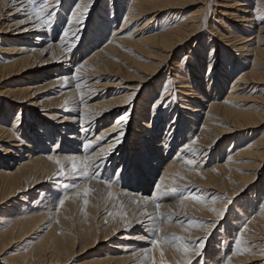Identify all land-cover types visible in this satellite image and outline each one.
Listing matches in <instances>:
<instances>
[{"label": "rangeland", "instance_id": "1", "mask_svg": "<svg viewBox=\"0 0 264 264\" xmlns=\"http://www.w3.org/2000/svg\"><path fill=\"white\" fill-rule=\"evenodd\" d=\"M39 1L44 2V4L42 2V5H45L46 3L49 4L50 2L53 3L54 1V3L51 4L50 6L51 7L53 6L52 8L54 9L57 8L56 11L54 12L56 14L57 13L59 14V8L61 5V2L64 0H61L58 7L55 6L56 5L55 0L53 1L52 0H39ZM117 1L118 0H114V3H116ZM142 1L153 2L156 0H142ZM193 1L194 2L192 1L190 2L191 4L189 6H185L181 8L180 10H178V11H182L181 14L173 13V11H163L159 13L158 16L156 15L155 17H152L154 15H151V16L148 15V17L145 16L146 18L144 17L145 19L143 18L141 20H138V22H134L133 25L136 27L138 26L137 28H133L134 26L132 25L131 30H129L131 28L129 27V29H127V32L125 30V32L119 33L117 35V38H119L120 40L131 41L134 38L133 39L134 41H138L140 39L145 38L146 36L150 34L157 33L160 30L159 28H161L162 26L163 27L167 26L166 24L164 25L160 24L161 23L160 20L164 19L165 17L167 20L166 23L169 25L170 28L182 25V23L185 22V19L191 16L193 18L196 17L198 19V20L194 19L195 28H194L193 36L190 39H188L186 43L181 44V46L176 49L175 53L171 54V56L163 63V66H161L160 71L154 74V76L151 77V80L148 81L146 84H144L143 87L137 92L138 94L134 96L135 98H133L132 100L128 102L126 109L128 108L131 109V114L129 115L127 126L129 127V130H131V132L125 136L126 138L123 137L124 140L123 142H121L122 144L113 150V153H115V158L113 160L118 161L119 164H116L117 162L113 163V165L111 166V169L107 173V176L109 178L113 179L117 177V179L125 183L126 181L125 178L131 176V172L130 170H128V167H131V166L134 167V162L133 161L131 162L129 160V164L125 165L124 167H121L120 161L121 160L123 161L127 158L128 159L132 158L131 155L136 154V151H138L139 154L140 153L143 154L140 157L142 161H146L147 159H149L150 153L152 154L153 152H156L152 148L153 143H157L161 138L164 137L162 133H164V131L166 130L165 128L168 123L169 124L175 123L177 125L176 126L177 129L175 131V135H173L174 143H173L172 148H170L171 151H169L167 157L165 158L166 162L163 163L161 166L158 165L152 170L151 178L153 181L150 182L149 184L150 186H148L149 188L147 189L146 186L142 187V188H146L147 198H151V203H153V205L156 206L157 203L160 204L159 212L162 214L160 218L161 219L160 222L164 228H167L169 230H165V231H163V229L155 230V232H151L148 235L141 233L143 240L142 242L140 241L138 242L139 244L138 247L142 248L143 250H146V253H144L143 255L138 254L136 250V253L138 255L132 258L133 256H130V253H128V252H131L132 250H129L127 247H125V249L127 250L124 249L123 252L120 251V246L118 245H120L121 243L122 244L126 243V242H122L123 240L118 241L117 239L122 235L130 238L132 234H135L139 230L137 228H133L134 227L133 224L135 223L132 221H134L133 220L134 218L124 219V217H127L125 215L127 213L130 216L129 209L127 208L129 204L124 205V203H122L118 199L114 198L115 201H112V204H111L114 207L113 210L111 209L112 215H114V217L113 218H103V216H101L102 212L101 211L99 212L97 207H99L98 206L100 202L99 200H101L102 198H100L99 196L100 189L97 188L96 185H92V188H91V192L93 191L92 193H94L96 191V193L90 194V197H89L90 200L88 199L87 200L88 203L85 204L86 205L85 209L90 211L89 212L90 215L89 213H87L88 211L82 207V204L78 203L77 206H74L73 204L70 205V207L74 206L73 211H70V213L72 214V217L70 216L71 218H67V219L66 218H56L54 214L55 212L54 210L56 208V205L57 206L59 205V201L61 199L70 200V197L78 195L77 191H74V193L77 192L76 194L72 193L74 195L72 194L67 195V192H69V190L71 189L70 188V186L72 185L71 181L73 180L72 175H70L71 173L69 171L67 172L65 171L66 172L65 175L56 176L54 174L58 171V168H57V170L55 169L56 171H54L53 173L50 172V175L47 176V178L44 181L45 183L42 182L38 186H35L29 189L27 192L21 193L19 197H13V198L7 199V198H3L2 197L3 194L0 193V202H1L0 203V207H1L0 217L2 215V217L0 218V231H3V232L7 231L6 225L8 222L5 223V220L12 219L14 216L13 214L14 212H15V215L22 216L27 213L29 208H32V204L36 203L34 205H37V208L40 207L41 204H45L44 201H40V202L36 201L37 199L35 198L36 190H44L46 189V186L48 184H52L50 186L51 188H47V189L53 191V196L55 195L53 200H54V203H56L54 210L52 209V211H50L51 213L49 212L50 213L49 216H46L42 220L41 218L37 219V220H40V222L37 224L36 227L32 229L27 228L22 235L16 234L14 237H12V240L10 241L9 246L6 248L5 251H3L5 254L2 252L3 253L2 257H5V259L7 260H12V262L15 261V263L17 264L19 263V261L21 262L22 258H25V257H26L25 259L27 260L29 259L27 263H29L30 261L32 264H52V263L53 264H99V262H102L103 260H107L108 258L119 259V261L124 259L123 261H121L122 264L124 263L126 264L127 263L128 264H178V262L179 264H183L185 259L190 260L191 264H264V231H262V228L260 227V225L258 226V223H257L258 219L256 218V215L258 214L261 205L264 204V162L262 163V166L260 170L258 171V173H256L257 175L255 176L256 178L253 180V182L248 187H245L243 189L241 187L236 188L234 190L235 195L233 197L226 191V189H224L225 188L224 185H222L221 187L215 186V185L207 186L198 181V177L202 176L205 173L208 174L209 172V174L212 177H216L220 175V173L224 169H228L230 172L237 173V174H246V173L252 172L251 170H247L245 167L242 168L243 165H247L251 161H249V159L245 158L244 156L236 157V155H239L240 153H237V152H240L243 146L246 145V143H250L251 141L252 142L259 141L260 142L259 144L261 145V147L264 148V142H263L264 139H262L264 138V94H263L264 84L263 83L257 84V83L248 82L245 89L241 90V92L240 91L238 92L239 95L237 97V100L231 106V110L247 112V113L251 112L257 118L256 119L257 122H259V123H253V120H251L252 121L251 126L257 125L256 127L252 129L251 128L250 129L249 128L240 129L241 127H245V126H240L243 122H241L240 124L236 123L233 125L232 122L228 123L227 122L228 120L225 122L221 120V121H216L213 123L214 129L211 126L212 129L211 128L210 129L212 131L208 134H205L206 135L205 137L199 136L198 134H199V129H200L199 126H201L203 119H204V115L202 116L201 112L207 111L208 103L212 101L211 95L214 94L215 92L213 91V89H215L216 87L220 88V91L218 92L219 95L216 96L215 102L222 103V101L225 99L224 98L225 95L229 92L230 87L233 84L232 82L236 80L237 78L236 76L238 74L242 72L246 73L248 71L247 70L248 68L250 69L256 68V70L261 73V76H264V60H263L264 58L259 56V59L257 58L258 60L257 65L253 66L252 65L253 60H254V57L252 56L253 52H248L247 54L244 53L242 54L244 56L241 57L240 52L236 51L233 45H231L230 43H225L226 41L223 42L222 38L220 37L221 32H222L221 34H224V35L226 33H231V32L236 33L237 32L236 26L237 27H241V26H238L239 24L234 23L236 21L232 20L230 15L222 16L219 14L221 10H224V8H220L222 7V3H220L222 2V0H193ZM37 3H35L33 7H37V5L39 4ZM110 3L111 2L109 0H97L96 4L93 6V8L91 9V12L86 18V23H85L86 25L85 24L83 25L84 29L82 31L81 37L77 41L73 42V44L71 43L72 45L69 44L70 42H72V38L67 37V40L65 41V43H62L61 45H59V48H65V49L68 47L71 48L69 50L70 51L69 54H67V55H70L69 56L70 59H68L69 62H66V60H64L63 62H60V61L54 62L55 59L58 58L59 51L61 50L54 45H57L58 39L62 35V30L66 25V19H64L63 20L64 22H61V24L58 25L55 19L46 20L45 17L43 18L42 16L43 20L46 21L43 23V27H45V29L47 30L46 32L44 31L42 32V36L45 37V40L38 48L40 49V51H43V52L40 53L39 57L36 60L37 63L35 65H39L42 63H44V65L36 66V69H39V70L32 72V74H30V77L31 76L35 77L40 74L42 76L44 74L43 76L47 79L49 76H46L45 73H47V71L50 70L51 71L50 73H53V74H51L52 76L49 77L48 79H56V80L59 79L60 83H58L57 85L50 86L44 93L39 95V99L42 100L43 102L49 101L47 103L48 107L49 109L53 110V112L56 115L55 116L56 118L55 119L49 118V120L51 121L46 122V120L48 119L40 118L41 112L38 109L35 110V112H32L30 108L26 107L25 108L27 109L26 111L32 112L33 120L40 119L42 123H44L45 125L46 124L51 125V127L56 128V130L62 127L67 128L68 127V125H66L68 123L67 119H72L71 117L72 115H74L72 109H74L75 111L82 110V107L81 109H79V106H80L79 104L83 103L84 104L83 106H86V105L89 106L91 104H95L100 101H108L110 97L116 98L118 96H121L125 90H128L131 93L135 92L134 90H131L129 88L136 86L138 82V75L140 74L138 71H141V70H138V67L134 65L135 63L133 64L131 60L140 58L141 62H144V61H143L141 54L135 48H134L135 51L131 50V52L128 55H124L123 52L128 51L129 47L124 45L123 42H120L119 43L120 45H118V47H121V48L117 47L119 53H116L115 51H113V54L115 53L116 54L113 56V58L108 60V64L104 66V69H103L104 76H101V77L94 76L93 80L90 79L92 80L90 81V83L92 82L95 83V81L101 79L102 81L100 83L104 84L105 82H107L106 83L107 87L104 89H101V87H97L98 90L101 91L98 96L93 95L94 97H92V95H90L91 98L89 99L87 98L81 99L80 97L76 101L72 100L74 98L73 95H75V93L71 95L72 91L74 92L75 90L77 93H81L85 89V86L83 84H79L80 80H78L81 77L80 74H82L81 65L82 63H84V61H86V59H88V57L93 55L92 50L96 47L95 45H92V42L96 40L95 39L96 34L91 36L92 35L91 32H93L94 25L97 24L96 21L100 20L103 24H108L109 22ZM39 6H41V3L39 4ZM144 6L148 7L146 5ZM9 8L12 9V7H9ZM9 8H5V9L0 8L1 10L3 9L2 11L0 10V17H1L0 18V49H5V50L11 46V43L7 41V39L10 40V33H11L10 31L16 30L17 28V27L15 28L11 26H16L22 23V21H24L27 18V16H24V14H26L25 12H20L18 14L13 15ZM119 11L120 9L119 10L117 9L116 12L115 11L112 12L114 16L113 18H115L116 23L112 26L111 31H110V28L104 31L105 35H109L110 32L112 34L114 30L118 31L120 29L119 22L122 19V15L120 14ZM234 12L235 11L230 9L228 13L232 14ZM169 13H172V14L169 15ZM64 15L67 16L69 14L64 13ZM144 21L148 22L147 23L148 26H146L145 30L140 31V27L141 28L143 27L142 23H144ZM263 21L264 19L260 21L262 24L259 22L260 24L258 26L255 25L254 30H253L254 34L251 35L252 38H254V36L255 38L256 36L261 37L259 38L260 43L257 44L258 49L260 48L259 49L260 51L264 49V39H263L264 31L259 32L257 30L258 28H264ZM6 27H9V30L5 29ZM136 30L137 31L139 30L141 34H144L143 35L144 37L140 36L139 32L138 33L135 32ZM255 31H257L258 33L256 32L257 33L256 34ZM137 34H139V36ZM236 34H241V33H236ZM248 34L250 33L247 31V32H242L241 35L247 36ZM19 37H21L20 39H23L22 36H19ZM249 38L250 37H247V39ZM110 39L111 38L107 39L106 43L104 44H107ZM211 45L214 46L213 50L215 49V53L212 52L210 58L214 57V59L211 62H209L210 60L208 56H209L210 49L212 48ZM255 46L256 45L254 42V44L251 46V49H254ZM97 49L100 50L101 46L97 47ZM198 52H203L202 53V58H203L202 64L203 65L201 67L198 66L197 70L192 75H189V73L187 74L189 70L188 66L190 65L192 67L196 66L194 64V58H190V55L193 54L191 56L193 57ZM2 53H3L2 55H5V58L3 59V62H2L4 64L10 63L12 59L15 58L12 54H9V52L8 53L2 52ZM73 59H76L77 64H73L70 62V60H73ZM244 59L248 61V65H246ZM221 60H225L223 61V64H224L223 68H224L225 73L222 74L224 76V81H223V84L220 82V85H222L221 87L217 86L218 84H216V87H213L212 89L213 81L210 82V78L212 79L214 77L215 80L216 79L219 80V78L221 77L220 70L219 71L216 70V67ZM48 63H50V65H48V67L46 68L45 65ZM214 63L215 65H213ZM210 65H213V67H211V69L208 70V67ZM77 67L78 68L81 67V68H79V71L77 70L78 71L77 73L79 74L75 76L74 72H75V69H78ZM214 67L215 69L212 70ZM175 72H177L178 75L182 76L186 80L189 79L191 81L190 83L191 89L190 88L181 89L179 87L180 79L179 78L174 79ZM216 72L217 74H220V75L218 76ZM133 76L136 78H133ZM24 79H26V76L24 77L18 76L10 80H7L6 82H4V84H1L0 91H3L7 87H10L7 84L8 82L18 83V82H23ZM199 79H202V81H204L205 79V82H207L208 80V83L211 87L207 86L205 82L199 81ZM196 83L199 85L197 86ZM202 83H203V87H201L200 85ZM206 86H207V90H206ZM10 88L15 89L16 86H13ZM192 88L193 90L196 91L195 95L193 93L194 91L192 90ZM154 100L158 101V105L155 107V110H156L155 116L152 117V119H150L148 114L151 110L154 109V104H153ZM188 100H190V102ZM195 109H199L200 111L195 110ZM122 111H124V109H119L117 111L112 109L111 112L109 113L103 112L101 115L102 117L100 118L101 120L98 118L95 121L94 129L92 128L94 132H92V134H89V131L92 130L91 127L90 126L87 127L88 131H85V135H84L85 141H87V139H89L90 141L91 140L90 137H92V139L93 137L96 138L98 135H100L99 133H101L105 129H108L109 128L108 126H110L112 122L114 123V119L116 115H119ZM142 114H144V116H141ZM7 119L9 120V118ZM142 121L145 122L147 125H144L143 127H141L140 122ZM23 122L25 124H28V120L26 119V116L24 117ZM151 122L153 123V125H152V128L150 129L148 128V124H150ZM170 126L173 127V124H171ZM138 128H140L142 131L140 132V129L137 130ZM34 129L35 128L33 127L32 130ZM225 131H228V133L224 134ZM62 132H63L62 136L65 135L67 136V138H68V135H70L69 130H64ZM136 132H139L140 134H137ZM218 132L219 134L221 133V135H219ZM144 134H146V136H144ZM214 134H215V137H214ZM22 135L24 137L26 133ZM88 135H90V137ZM55 136L56 135H51L50 140L48 144L46 145L47 147H44L43 143L40 141L38 142V144L42 145L45 151L46 150L48 151V149L51 150L52 149L51 144H53V142L56 141V140H52ZM111 136L112 135L110 134L105 135L104 139L106 140L104 141V143L101 141L102 144L100 147L104 146L108 142V140L111 138ZM210 138H212L213 140ZM136 139H138L141 142L144 140L146 141L143 148H137V146L134 144V141ZM82 141L84 142V138L82 139ZM188 141H190V143L186 145ZM78 145L81 146L80 144ZM65 146H66V143L63 141H60L57 143L56 148L60 150L61 148L63 149V147ZM98 146L99 145L95 147V150L100 148ZM181 146L183 147L185 146V147L181 149L179 148ZM35 147L36 145H33V148ZM188 149H191V151H189ZM23 153L25 154V150L24 151L22 150L20 152L21 155L18 154V156L22 157ZM116 155L117 156L120 155V158L118 156L119 159H117ZM175 156L177 158L180 157L178 158L179 160H181V158L183 159L182 163L186 167V170H187L186 180L187 181L189 180L190 182H188V185L186 188L184 187L186 183L182 185H174L175 188L182 189V191L177 192V193L171 192V189L174 186L165 187L167 190L164 189V191L154 192L155 194L153 195V197L156 194L157 195L155 196L156 198L153 199L151 194H152L155 182L160 177L159 172H161L162 174L163 166L166 163L170 162L172 159H174ZM9 158H10L9 156H7L6 158L4 157L3 151L0 148V159H2L1 165L9 166V164H11L10 166L13 167L18 162L16 160L20 159V158L14 157L12 158L11 161H9L10 160ZM162 158L163 156L159 154V157H157L156 160L158 161ZM188 161H193L194 163L189 164ZM223 164H226V167L220 170L219 168ZM55 166L57 167L56 164ZM118 168L120 169V171L123 169L122 173L120 174L118 173L119 175H117L116 173ZM139 172L145 173L144 170L142 169H140ZM154 174H156L155 177H154ZM251 174H253V172ZM144 175L139 176L141 181L144 180L143 182L141 181L138 182L137 178L133 180L132 182L128 181L130 182L129 185L124 187L126 192H132V189L134 188L133 191H136L140 196L141 194L143 195L144 189L141 192L140 191L141 188L139 187L146 185L145 181L146 182L148 181L147 180L148 172ZM46 180L48 181L46 182ZM67 181L71 183H68ZM237 181L239 180L229 177V179L227 180V183L229 182L232 185H239ZM53 183L55 184L58 183L60 185L62 183L65 185V187L64 186L63 188L60 187L61 188L60 189L58 188L57 185ZM205 189H208V190L206 191ZM202 190H203V193L207 192V194L204 197L201 196L203 198V201L201 202V201L193 200L191 196L192 193L196 191L202 192ZM45 191L46 190H44V192ZM166 191H167V194L165 195ZM214 193L215 194L218 193L216 198L222 204L221 205L222 210L224 211L223 216L220 218H216L218 217V213L215 214L214 212L211 211V209H209L208 203L210 199L213 197L212 194ZM81 194L84 195L82 191H81ZM20 196H23V197H20ZM111 200H113V198H111ZM229 200L231 201V203H228ZM181 202L182 203H185V202L193 203L196 209L199 208L198 205L208 204V206H206L207 210H205L206 214L203 216L196 212L194 213L193 211L186 209L185 208L186 205L182 204ZM80 205L82 207V210L84 209L83 211H81ZM135 205H138V203ZM22 206H23V210H21ZM141 207L143 206H138V207L134 206L131 212L139 210ZM37 208H36V211L38 210ZM91 208H93V210L96 209L95 212H93V210L91 211ZM38 212H41V211H38ZM115 212H119V213L115 215ZM92 213L94 216L92 215L93 218L90 219ZM83 215L85 216L84 218L85 221H83V218H82ZM117 216L121 218H118ZM64 220H67V224L63 223ZM189 220H193L197 223L189 224L188 223ZM2 221L4 223H1ZM126 221L128 222L127 226H126ZM251 221H254V223H251ZM144 223L145 222H143V224ZM65 225L67 229L64 227ZM72 226L74 230L72 229ZM108 226H109V229H108ZM112 226H113V230L111 228ZM158 226L162 228L160 224ZM105 227L108 230H112L111 231L112 233H110L109 235L107 234L108 236H106ZM114 228L116 229V231H114L115 230ZM85 229L88 231L87 233ZM61 234L63 235L67 234L68 236L70 234L69 236L70 239L72 237L71 241L72 243L73 242L75 243V244L73 243L74 247L72 248V251L71 252L64 251L65 254L63 255V258L60 259L59 261H56L57 258L55 256L54 258L56 259L53 258L52 261L49 259H46L47 257L50 256L48 255L50 251H48V248H47V246H49L50 243H53L52 245H54V243L59 242V246H61L60 244L61 240L60 239L57 240V238L61 236ZM84 234L85 236L88 235V239L89 238L90 239L84 240L85 238ZM74 235L76 236L74 237ZM173 236L186 238L187 246L189 248V252L187 255H185L183 252L184 242H179V243L173 242L171 239ZM154 237H156V239H160L162 242V245L168 248L171 251V253L173 252V258H169L163 255V258L160 259L159 261L157 260L153 261L152 259H150V256H148V252H149L148 249L150 248V244H146V243L153 241ZM237 238H239L241 241V244L239 246L235 244V240ZM201 241L204 242V247L202 250L199 249V243ZM85 243L87 245H85ZM152 247H155V246L152 245ZM44 250L47 252H44ZM196 250H200L201 254L196 255ZM180 253H182V255L177 256ZM34 254L36 255L34 256ZM33 256L35 259H33ZM66 256H68L69 258L71 257V258L69 259ZM127 257H130V258H127ZM67 258L69 259V262H64L68 260ZM7 262L8 263L6 264H11L9 261ZM0 264H3V263L0 262Z\"/></svg>", "mask_w": 264, "mask_h": 264}, {"label": "bare ground", "instance_id": "2", "mask_svg": "<svg viewBox=\"0 0 264 264\" xmlns=\"http://www.w3.org/2000/svg\"><path fill=\"white\" fill-rule=\"evenodd\" d=\"M37 1H38V3L40 2L39 0H35V3H37ZM96 1L97 0H64L61 2L60 8H59V14L57 13L54 17H52L50 19H52V20L55 19V21H56V23H58V25L61 24V22H64L63 20L66 19V25L62 30V35L58 39L57 45H54V46L59 48V45H61L62 43H65V41L67 40V37L72 38V42H70L69 44H71V43L73 44V42L77 41L81 37L82 31L84 29L83 25L86 23V18L89 15V13L91 12V9L93 8V6L96 4ZM109 1L111 2L110 7H109L110 8L109 22H108V24H103L100 20L96 21L97 24L94 25L93 32H91V34H92L91 36L96 34L95 35L96 40H94L92 42V45H95L96 47L92 50L93 55L88 57V59H86V61H84V63H82V68L79 67L82 69V72H81L82 74H80L81 77L79 76L80 78L78 79V80H80L79 84H83L85 86V89L83 90L81 88L83 90L82 92L80 91L81 93H77L75 90H74V92L72 91L71 95L75 93V95H73L74 98L72 100L76 101L77 99H79L81 97V95L84 96L83 99L91 98L90 95H92V97H94L93 95L98 96L101 91L98 90L97 87H101V89H104L107 87V84H106L107 82L104 81L105 82L104 84L100 83L102 81L101 79H99V80L96 79L97 81H95V83H93V82L90 83V81L93 80L94 76H96V77L104 76V73H103L104 66L108 64V60L113 58V56L116 53H119L117 47H118V45H120L119 44L120 42H123L124 45L129 47L128 51L123 52L124 55H128L131 52V50H134V48H135L141 54L143 61H144V62H141L140 58H136V59L131 60L132 63L133 64L135 63L134 65H136L138 67V70H141V71H138L140 74L138 75V82H137L136 86L129 88L131 90H134L135 92L131 93L130 91L125 90L121 96H118V97L114 96L116 98L110 97V99H108V101H100V102H97L95 104H91L89 106L88 105L83 106L84 104L81 103V104H79L80 105L79 109H81V107H82V110H78V111L76 110L75 111L74 109H72L74 115H72V117H71L72 119H67L68 123L66 125H68V127L67 128L62 127V128H59L56 130V128H54V127L52 128L51 125H47V124L45 125L44 123H42L40 119H34L33 120L32 119V117H33L32 112H35V110L38 109L41 112L40 118L48 119V120H46V122L51 121V120H49V118L50 119L56 118L55 117L56 115L53 112V110L49 109V107H48L47 103L49 101L43 102L42 100L39 99V95L44 93L50 86L57 85L58 83H60L59 82L60 80L59 79L58 80L48 79L49 77L52 76L51 74H53V73H50L51 72L50 70H48L47 73H45L46 76H49L47 79L43 76L44 74L42 76L40 74V75L35 76V77L34 76L30 77V74H32V72L39 70V69H36V66H43L44 65V63L39 64V65H35V64L37 63L36 60L39 57L40 53L43 52V51H40V49L38 48V47H40V45L45 40V37L42 36V32L43 31L46 32V30H47V29H45V27H43L44 22H42V21H44L43 20L44 17L46 20L49 19L47 16V14L49 12L56 11L57 8L54 9V8H52L53 6L52 7L50 6L51 4L54 3V1H53V3L50 2L49 4L46 3L45 5H42V2H43L42 1V2H40L41 6H39L40 3L39 4L37 3L38 4L37 7H33V5H30L28 3V0H0V8L5 9V8L12 7V9L11 8H9V9L11 10V13L13 15L18 14L20 12H25L26 14H24V16H27V18L24 21H22V23H20L16 26H11V27H15V28L17 27L16 30L10 31L11 32L10 33V40L7 39V41L11 43V46L6 50L0 49V87H1V84H4V82H6L7 80H10V79L18 77V76H23V77L26 76V79H24L23 82H18V83L8 82L7 83L10 87L16 86L15 89L7 87L3 91H0V148L3 151L5 158L7 156L10 157L9 161H11L12 158H14V157L20 158L19 160H16L18 162L15 164V166L11 167L10 166L11 164H9L10 168L7 165H1L2 159H0V193L3 194V196H2L3 198H7V199L8 198L10 199L13 197H19V195L21 193L27 192L29 189H31L35 186H38L39 184L44 182L45 179L47 178V176L50 175V172L53 173L58 168V166L57 167L55 166V163L53 161L48 159V157L50 155L51 156H57L61 160L62 164H64L65 171L66 172L69 171L71 173L70 175H72V179H73L71 181L72 185L71 186L69 185L71 189L69 190V192H67V195H71L72 193H74V191L78 192V195L70 197V200L63 199L64 203L62 205H60V204L58 206L56 205V208L54 210L56 203H54L53 199H54L55 195L53 196L52 190L47 189V188H51L50 186L52 184H48L46 186V189H44V190H46L45 192H44V190H36V192H35V198H37L36 201L37 202L44 201L45 204H41L40 207H38V208H37V205H34L36 203L32 204V208H29L27 213L22 215V216H17V215H15V212H14L13 213L14 216L12 219L5 220V223L8 222L7 225L4 224L7 226V231H5V232L0 231V262H2L3 264L8 263L7 261H9L11 264H17V263H15V261L12 262V260H7V259H5V257H2L3 253H4L3 251H5L6 248L9 246V243L12 240V237H14L16 234L22 235L27 228L32 229V228L36 227L37 224L40 222V220H37V219L41 218V220H42L46 216H49L51 213L50 211H52V209L55 211L54 214H55L56 218H66V219L72 217V214L70 213V211H73L74 206H77L78 203L82 204V207L85 209L86 205H85L84 201L88 200L90 197V194H94V193H96V191L94 193H92L93 191L92 192L90 191L87 196L82 195L81 191L84 193V189L85 188L91 189L92 185H96V187L100 189L99 190L100 191L99 196L102 199L99 200L101 202V203L99 202V205H98L99 207H97V206L96 207H97L99 212L100 211L102 212L101 216H103V218H113L114 217V215H109V213H112V210L114 208L113 205H111L112 201H115L114 198L120 200L122 203H124V205L129 204L127 206V208L129 209L130 216L127 213L126 214L127 217H124V219L125 218H134L133 219L134 221H132L135 223V224H133V226H134L133 228H137L139 231H137L135 234H132L130 236V238L122 235L117 239L118 241L123 240L122 242H126V243H123V244L121 243L120 245H118V246H120V251L123 252L125 247H127L129 250H132L131 252H128V253H130V256H133L132 258H134V256H136L138 254L143 255L144 253H146V250H143L142 248L138 247V245H139L138 242L139 241L142 242V240H143L141 233L148 235L151 232H155V230H160V229H163V231L169 230L167 228H164L163 225L161 224L160 218H161L162 214L159 212V209H157L156 206L153 205V203H151V198H147L146 188L148 189L149 188L148 186H150L149 185L150 182L153 181L151 178L152 170L155 167H157L158 165L161 166L163 163H165L166 162L165 158L167 157L169 151H171L170 148H172L173 143H174L173 135H175V131L177 129L176 128L177 125L175 123H171V124H173V127L170 126L171 124H169V123L166 125V128H165L166 130L164 131V133H162V135H164V137L161 138L157 143H153L152 148L156 152H153L152 154L150 153L149 159H147L146 161H142L140 159V157L143 154L142 153L139 154L138 151H136V154L131 155L132 158H130V159L127 158L123 161L122 160L120 161L121 167H124L125 165L129 164V160L131 162L132 161L134 162L135 168L133 166L128 167V170H130V172H131V176L125 178L126 179V181L124 180L125 183L123 181H120L119 179H117V177L113 178V179L109 178L107 176V173L111 169V166L113 165V163L117 162L116 164H119L118 161L113 160L115 158V153H113V150L116 147H118L119 145H121L122 144L121 142H123V140H124L123 137H125L128 133L131 132V130H129V127L127 126L129 115L131 114V109H129V108H128L129 110L126 109V106L128 105V102H129V97H131V100L133 98H135L134 96H136L138 94L137 92L143 87L144 84H146L148 81L151 80V77H153L154 74H156L160 71L161 66H163V63L171 56V54L175 53L176 49L179 48L181 46V44L186 43V41L193 36V32H194V28H195L194 19H197V18L196 17L193 18L192 16L188 17V18L185 17L186 18L185 22L183 21L184 23H182V25L170 28L169 25L166 23L167 20L165 17L164 19L160 20L161 21L160 24L161 25L166 24L167 26H165V27L160 26L161 28H159L160 30L157 33L150 34L148 36L145 35L146 36L145 38L140 39L138 41L133 40L134 36L132 37L133 39L131 41L120 40L119 38H117V35L119 33L125 32V30L127 32V29H129V27H131L129 29V30H131L134 22H138V20L143 19L145 16L148 17V15H150V16L154 15L152 17H155L156 15L158 16L159 13H161L163 11H173V13L181 14L182 11H178V10H180L181 8H183L185 6H189L191 4L190 2L191 1L194 2V1L193 0H158V1L156 0L153 2H146V1H142V0H118L116 3H114V0H109ZM55 3H56V0H55ZM220 3H222V7H220V8H224V10H221V12H219V14L222 16H229L230 15L231 19L236 21L234 23L239 24L238 26H241V27L236 26V30H237L236 33L242 34V32H247V31L250 33L247 36L243 35L244 36L243 37L241 34H236L234 32L226 33L225 35L221 34L222 33L221 32L220 37L222 38L223 42L226 41L225 43H230L231 45H233L234 48L236 49V51L240 52L241 57L244 56V55H242L244 53L247 54L248 52H253L252 56L254 57V60H253L252 65L256 66L258 63L257 58L259 59V56L264 58V53H262V52H264V49L262 51L259 50L260 48L258 49L257 44L260 43L259 38H261V37L256 36V38H255V36H254V38H252L251 35L254 34L253 30H254L255 25L258 26L261 23L260 21L262 19H264V0H224V1L222 0V2H220ZM43 4H44V2H43ZM144 5H146L148 7H145ZM83 8H88V11L86 13H83L82 12ZM117 9L118 10L120 9L119 12L122 15V19L119 22L120 29L118 31L114 30L112 34L110 32L109 35H105L104 31L108 28H110V31H111L112 26L116 23L115 18H113L114 16H113L112 12L113 11L116 12ZM230 9L235 11V12L232 14L228 13L230 11ZM36 12H39L40 16H37ZM64 13L65 14L68 13L69 15L66 16V15H64ZM170 14H172V13H169V15ZM29 16L31 17L30 19L28 18ZM42 16H43V18H42ZM147 23H148L147 21H144V23H142L143 27L142 28L140 27V31L145 30L146 26H148ZM137 27L134 26L133 28H137ZM248 28H249V30H248ZM5 29L9 30V27H6ZM55 31H57V30H55ZM65 31H67V33H68L67 36L63 35V33ZM140 31L136 30L135 32H137V33L139 32L140 36H143L144 34H141ZM257 31H259V32L264 31V28H258ZM257 31H255V33ZM139 34H137V35L139 36ZM19 36H22L23 39H20L21 37H19ZM27 36H29V37H27ZM247 37H250V38L247 39ZM73 38H75V39H73ZM109 38H111V39L108 41V43L104 44V43H106V40ZM130 39H128V40H130ZM254 42H255L256 46L254 47V49H251V46L254 44ZM99 46H101L100 50L97 49V47H99ZM118 48H121V47H118ZM213 48H214V46H212V48L210 49V52H209V56H208V58L210 60L209 62H211L214 59V57L210 58L212 52L215 53V49L213 50ZM59 49H61L59 51V56L57 59H55L54 62H58V61L63 62L64 60H66V62H69L68 59H70V57H69L70 55H67V54H69V52H70L69 50L71 48L68 47L66 49L65 48H59ZM113 51H115L116 53L113 54ZM2 52H4V53L9 52V54H12L15 58H13L10 63L4 64L2 62H3V59L5 58V55H2L3 54ZM63 53H64V55H63ZM142 53H144V54H142ZM202 53L203 52H198L193 57H191L193 54L190 55V58H194V64L196 66L195 67H192L191 65L188 66L189 70H188L187 74L189 73V75H192L197 70L198 66L201 67L203 65L202 64L203 63ZM225 60H221L220 62L218 61L219 64L216 67V70H218V71L220 70V72H221L220 73L221 75L217 74V72H216V74L218 76L219 75L221 76L219 78L220 81L218 79L215 80L213 75H212L213 78L212 79L210 78V82L213 81L212 89H213V87H216V84H218L217 86L221 87L222 85H220V82L223 84L224 76L222 74L225 73L224 68H223L224 67L223 61H225ZM113 61H114V59H113ZM244 61H245L246 65H248V61L245 59H244ZM70 62L73 64H77L76 59L70 60ZM50 63L45 65L46 68L48 67V65H50ZM85 64H87V65H85ZM213 65H215V63ZM213 65H210L208 67V70H210L211 67H213ZM214 69H215V67L212 70H214ZM247 70L248 71L246 73L242 72L236 76L237 78L235 77L236 80L234 82H232L233 84L231 85L229 92L225 95V97H224L225 99L222 101V103L215 102L216 96L219 95L218 92L220 91V88L216 87L215 89H213V91H215V92H214V94L211 95L212 101H210L208 103L207 111L201 112L202 116L204 115V119L202 118L203 122H202L201 126H199V128H200L199 134H198L199 136L205 137L206 136L205 134H208L212 131L211 129L214 127L213 123L216 121H221V120H223V122L228 120L227 122L228 123L232 122L233 125L236 123L240 124L241 122H243L240 126H245V127H241L240 129H245V128H249V129L251 128L252 129V128L257 126V125L251 126V124H252L251 120H253V123H259L256 120L257 118L251 112L247 113V112L231 110L232 104L237 100V97L239 95L238 92L239 91L241 92V90H244L246 85L248 84V82L257 83V84L258 83L264 84V81H263L264 76H261V73L258 72L256 70V68L255 69L248 68ZM78 71H77V69H75V72H74L75 76L79 74V73H77ZM117 73H118V71H117ZM177 75H178V73L175 72L174 79L175 78L180 79V82H179L180 86L179 87L181 89L182 88H185V89L190 88L191 89V87H190L191 81L189 79L186 80L185 78H183L180 75H178V76ZM206 75H207V73H206ZM133 78H136V77L133 76ZM90 79H92V80H90ZM199 81L205 82V79H204V81H202V79H199ZM215 81H216V83H215ZM27 82H29V83H27ZM205 83L207 84V86L211 87L208 83V80ZM198 85L199 84H197V86ZM200 85H201V87H203V83ZM84 86H82V87H84ZM207 86H206V90H207ZM241 86H243V87H241ZM192 90H193V88H192ZM196 90H197V88H196ZM193 91H194L193 93L195 95L196 91L195 90H193ZM188 101L190 102V100H188ZM153 102H154L153 103L154 109L153 110L150 109L151 110L150 112L148 111L149 112L148 115H149L150 119H152V117L155 116V113H156L155 107L158 105V101L154 100ZM26 107L30 108L32 110V112L26 111L27 110V109H25ZM72 108H73V106H72ZM151 108H153V107H151ZM112 109L116 110V111L119 109H124V111H122L119 115H116V117L114 119V123L112 122L111 125L108 126L109 127L108 129L103 130L101 133H99L100 135H98L96 138L93 137V139H92V137H90V135H88L91 138V140L89 141V139H87V141H85L84 135H85V131H88L87 127L90 126L91 129L92 128L94 129L95 121L98 118L100 119L102 117L101 116L102 113L103 112L109 113V112H111ZM192 110H194V109H192ZM195 110L200 111L199 109H195ZM138 112H139V110H138ZM144 113H145V111H144ZM25 116H26V119L28 120V124H25L23 122V119ZM122 116H127V120L121 121L120 118ZM141 116H144V114H142ZM190 116H191V114H190ZM7 118H9V120ZM189 118H191V117H189ZM64 119H66V118H64ZM34 121H35V123H34ZM218 124H220V123H218ZM144 125H147V124L143 121L140 122L141 127H143ZM152 125H153L152 122L150 124H148V128L151 129ZM211 126H212V128H211ZM33 127L35 128L34 130H32ZM77 128H79V129H77ZM93 129L91 131H89V134H92V132H94ZM139 129L140 128H138L137 130H139ZM64 130L70 131V135H68V138L65 135L62 136V133H63L62 131H64ZM220 130H221V128H220ZM220 130H219V132H220ZM141 131L142 130L140 129V132ZM120 132H122L123 135L118 137V134ZM219 132H218V134H219ZM24 133H26V135L23 137L22 134H24ZM136 133L140 134L139 132H136ZM226 133H228V131H225L224 134H226ZM109 134L112 135L111 138L108 140V142L104 146L100 147L102 142L104 143V141L106 140V139H104L105 135H109ZM51 135H56L52 139V140H56V141H54L53 144H51V146H52L51 150L48 149V151L47 150L45 151L44 147H47L46 145L48 144ZM219 135H221V133ZM144 136H146V134H144ZM101 137H103V139L100 140ZM117 137L119 138V141H120L119 143H116ZM214 137H215V134H214ZM83 138H84V142L82 141ZM157 138H155V139H157ZM210 139H212V138H210ZM262 139H264V138H262ZM39 141L43 143L44 147L42 145L38 144ZM60 141H63L66 143V146L63 147V149L61 148L62 150L61 149L58 150L56 148L57 143ZM145 142H146L145 140L141 142L138 139H136L134 141V144L137 146V148H143V146L145 145ZM89 143H91V145L94 146V148L93 147L92 148L83 147V145L89 144ZM189 143H190V141H188L186 143V145H188ZM259 143H260L259 141H257V142L251 141L250 143H246V145L243 146L242 150L240 152H237L240 154L236 155V157L244 156L245 158L249 159V161H251L247 165H243L242 168L245 167L247 170H251L253 172V174H251L252 172L246 173V174L232 173L228 169H224L226 167V164H228V163H226V164H223L221 166L219 165L220 170L224 169V170H222L220 175H218L216 177H212L208 172V174L205 173L202 176H199L198 181L200 183L207 185V186L208 185H210V186L215 185V186L221 187L222 185H224V187H225L224 189H226V191L233 197L235 195L234 190L236 188L241 187L243 189L245 187H248L253 182V180L256 178L255 177L257 175L256 173H258V171L260 170V168L262 166V163L264 162V148H262ZM78 144H80L81 146H79ZM33 145H36V147L33 148ZM97 145H99L98 147H100V148L95 150V147ZM112 145H115V147L113 148V150L109 154L108 149L110 147H112ZM184 147L181 146L179 148L183 149ZM22 150L23 151L25 150V154L23 153L22 157H20V156H18V154H20V152ZM101 153L106 155L108 158V160L106 159L103 164H101V161L99 159H97V156ZM159 154L162 155L163 158L157 161L156 158L159 157ZM180 154H179V156H180ZM118 156L120 158V155H118ZM118 156L116 155L117 159H119ZM176 156H178V155H176ZM176 156L174 157V159H172L170 162L166 163L163 166V169H162L163 173L162 174H161V172H159L160 177L155 182V185H154V188H153V191L151 194L152 198H153V195L155 194L154 192L164 191V189L167 190L165 187H169V186L173 187L174 185H182L185 183H186V185H188V182H190L189 180L188 181L186 180L187 170H186V167L182 163L183 159L181 158V160H179L178 158H180V157L177 158ZM73 158L75 159L77 166L80 167L81 169H84L85 165L87 166L86 169H84L86 171V175H76V174L72 173L71 161ZM97 165H101L99 167V169H97V167H96ZM140 169L144 170L145 173L139 172ZM47 171H48V173H47ZM93 172L96 173L95 176H93ZM122 172L123 171H120L119 168L116 171L117 175H119ZM147 172H148V179H147L148 181L147 182L145 181L146 185L139 187V188H141V190H140L141 192L144 189L143 190L144 196L141 193H140L141 194V196H140L136 191H133L134 188L132 189V192H126L124 187L129 185V183L132 182L133 180H135L136 178L138 179V182H140L141 179L139 176H141V175L143 176ZM177 174H179V175H177ZM217 174H219V173H217ZM155 175L156 174H154V177H155ZM181 177H183V179H181ZM229 177H232V178L239 180V181H237V183H239V185H232L229 182L227 183V180L229 179ZM48 180H46V182ZM88 181H90V182H88ZM128 181H130V182H128ZM143 181L144 180H142L141 182H143ZM71 182H68V183H71ZM58 183H56V184L53 183V184L57 185L58 188H60V187L63 188V186L65 187V185L62 184L63 182L61 183V185ZM157 184L160 185L159 189L156 188ZM145 186H146V188H142ZM121 187H123L124 189ZM173 188H175V186ZM121 189H123V190H121ZM205 190L207 191L208 189H205ZM51 193H52V195H51ZM76 193H74V194H76ZM74 194H72V195H74ZM206 194H207V192L203 193V190H202V192L196 191V192L192 193L191 196L193 197L195 195V196L204 197ZM217 194L218 193H216V194L214 193L212 195H213V197L216 198ZM20 197H23V196H20ZM111 198H113V200H111ZM212 198L210 199V201L208 203L209 209H211V211L214 212L215 214L218 213V217H216V218H220L221 216L219 215V213L222 211V206H221L222 204L219 202V200L217 198L215 199V202H213ZM183 199H184V197H183ZM137 201H138V205H135V204H137ZM189 202L182 203V204L186 205L185 206L186 209L191 210L194 213L196 212V213L203 215V216L206 214L205 210H207L206 206H208V204L198 205L199 208L196 209L195 205H193V203H189ZM71 204H73L74 206L70 207ZM134 206L135 207L143 206V207H141L139 210L131 212V210L134 208ZM80 207H81V205H80ZM82 207H81V211L84 210V209L82 210ZM36 208L38 209L37 211H36ZM213 209H215V211H213ZM21 210H23V206L21 207ZM85 210H87V209H85ZM92 210H93V208H91V211ZM95 210H93V212H95ZM38 211H41V212H38ZM87 211H88L87 213L90 212L89 210H87ZM160 211H162V210H160ZM118 213L119 212H115V215ZM84 215H83V217L81 216L83 218V221H85ZM89 215H90V213H89ZM92 215H93V213L91 214L90 219L93 218L94 215L93 216ZM1 217H2V215H1ZM10 217H12V216H10ZM118 218H121V217H118ZM256 218L258 219V222H257L258 226L260 225V227L262 228V231H264V204L261 205L260 210H259L258 214L256 215ZM124 219H123V221H124ZM2 220H4V219H2ZM78 220H80V219H78ZM129 220H131V219H129ZM218 220H220V219H218ZM143 222H145V223L143 224ZM1 223H4V222L2 221ZM63 223L67 224V220H64ZM251 223H254V221H251ZM79 224H80V222H79ZM159 224L162 228H160L158 226ZM109 226H110V224H109ZM109 226H108V229H109ZM156 226H158V227H156ZM64 227L66 228V225ZM111 228L113 230V226ZM72 229H73V226H72ZM108 229L106 228V236H108L110 233H112L111 232L112 230H108ZM201 229H203V228H201ZM114 231H116V229ZM87 232L88 231L86 230V233ZM90 232H91V230H90ZM67 234L66 235L61 234V236H59L57 238V240L58 239L61 240V242H60L61 246H59V242L54 243V245H52L53 243H50L49 246H47L48 251H50V253L48 255H50V256L47 257L46 259H49L52 261L54 256H55L57 259L56 258H54V259H56V261H59L60 259L63 258V255L65 254L64 251H68V252L72 251V248L74 247L75 243L74 242H73L74 244L72 243V241H71L72 237L70 239L69 238L70 234H69V236ZM75 236L76 235H74V237ZM84 236H85V234H84ZM89 239H88V235L85 236V238H84V240H89ZM155 239H156V237L153 238V240H155ZM89 243H90V241H89ZM146 244H150V248L148 249L149 250L148 256H150V259H152L153 261H156V260L159 261L160 259L163 258V255H165L169 258H173V252L171 253V251L168 248L164 247L162 245V242H161L160 247H156L152 243V241H150ZM85 245H87V244L85 243ZM152 245H154L155 247H152ZM125 250H127V249H125ZM136 250H137L138 254L136 253ZM134 251H135V253H134ZM44 252H47V251L44 250ZM161 252H163V255H161ZM35 255L36 254H34V256ZM181 255H182V253L178 254L177 256H181ZM34 256H33V259H35ZM66 257H68V256H66ZM25 258H22L21 262L19 261L18 264H32L30 261H29V263H27L29 259L27 260ZM127 258H130V257H127ZM33 259H31V260H33ZM69 259L67 261H64V262H69ZM5 260H7V261H5ZM123 260H121V261H123ZM121 261H119V259L108 258L107 260H103L102 262H99V264L100 263L101 264H122ZM124 262H126V261H124ZM124 264H126V263H124Z\"/></svg>", "mask_w": 264, "mask_h": 264}, {"label": "snow or ice", "instance_id": "3", "mask_svg": "<svg viewBox=\"0 0 264 264\" xmlns=\"http://www.w3.org/2000/svg\"><path fill=\"white\" fill-rule=\"evenodd\" d=\"M60 2H61V0H56V5H55V6L58 7L59 4H60ZM28 3H29L30 5H35V0H28ZM78 6H79V5H78ZM34 10H35V9H34ZM87 11H88V8H83V10H82L83 13H86ZM36 15H37V16H40V13H39V12H36ZM55 15H56L55 12H49V13L47 14V16H48L49 19L52 18V17H54ZM28 18L30 19L31 17L29 16ZM42 22H46V21H42ZM63 35L67 36V35H68L67 31H65V32L63 33ZM77 39H78V38H77ZM81 66H82V65H81ZM77 70H79V68H78ZM81 99H83V95H81ZM130 100H131V97H129V101H130ZM120 119H121V121H126V120H127V116H122ZM122 135H123V133L120 132V133L118 134V137H119V136H122ZM118 137H117V139H116V143H119V142H120ZM100 139H103V137H101ZM83 147H85V148H92L93 146L91 145V143H89V144H85V145H83ZM114 147H115V145H112V147H110V148L108 149L109 154L111 153V151L113 150ZM188 150L191 151V149H188ZM48 159L51 160V161H53V162L58 166V171H57L54 175H56V176H61V175H65V174H66V172H65V166H64V164H62L61 160H60L57 156H51V155H50V156L48 157ZM97 159H99V160L101 161V164H103L104 161L107 159V156L104 155L103 153H101V154H99V155L97 156ZM82 163H83V162H82ZM188 163H189V164H192V163H194V162H193V161H188ZM100 166H101V165H97V166H96L97 169H99ZM86 167H87V166L85 165V166H84V169H86ZM84 169H81L80 167H78V166H77V163H76V161H75V159H74V158L72 159V161H71V170H72V173H73V174H76V175H86V171H85ZM121 171H123V170H121ZM95 175H96V173L93 172V176H95ZM177 175H179V174H177ZM181 179H183V177H181ZM184 187H187V185H185ZM156 188L159 189V188H160V185L157 184V185H156ZM90 191H91L90 188H85V189H84V195L87 196L88 193H89ZM180 191H182V189H180V188H172V189H171V192H172V193H177V192H180ZM166 194H167V191L165 192V195H166ZM153 199H155V197H153ZM192 199H193V200H196V201H201V202L203 201V198H202L201 196H195V195H194V196L192 197ZM212 199H213V202H215V199H216V198L213 197ZM63 203H64V200L61 199V200L59 201V204L62 205ZM84 203L87 204L88 201L85 200ZM137 203H138V201H137ZM228 203H231V201L229 200ZM156 208H157V209L160 208V204H159V203L156 204ZM213 211H215V209H213ZM223 214H224V213H223V210H222V211L219 213V215L222 217ZM109 215H112V213H109ZM125 215H126V214H125ZM127 223H128V222L126 221V226H127ZM188 223H189V224H193V223H197V222H195V221H193V220H189ZM197 226H198V225H197ZM213 226H215V225H213ZM171 239H172L173 242H176V243L184 242L183 252H184L185 255L188 254V252H189V248H188V246H187L186 238H184V237L173 236ZM198 239H199V238H198ZM205 239H206V238H205ZM152 243H153L156 247H160V245H161V240H160V239H155V240L152 241ZM235 244H236L237 246H239V245L241 244V241H240L239 238H237V239L235 240ZM203 247H204V242L201 241V242L199 243V249L202 250ZM200 250H196V255H200V254H201ZM161 255H163V252H161ZM178 264H179V262H178ZM183 264H191V261L185 259L184 262H183Z\"/></svg>", "mask_w": 264, "mask_h": 264}]
</instances>
